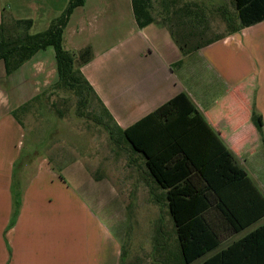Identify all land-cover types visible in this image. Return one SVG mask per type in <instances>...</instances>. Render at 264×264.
<instances>
[{
	"label": "rangeland",
	"instance_id": "rangeland-1",
	"mask_svg": "<svg viewBox=\"0 0 264 264\" xmlns=\"http://www.w3.org/2000/svg\"><path fill=\"white\" fill-rule=\"evenodd\" d=\"M92 1L95 0H86L83 7L75 9L70 20L72 17L75 20L77 13L82 12ZM182 1L196 2L202 8L207 29L205 38L227 37L221 12L226 10L235 17L232 0ZM68 2L0 0L10 16L32 20L30 34L46 30L51 21L65 11ZM102 3L106 11L101 24L104 33L110 34L113 30L111 39L121 42L123 50L132 52L131 62L136 67H124L122 71L113 73L110 82L126 93L130 106L137 110L139 106L135 99L139 98L141 87L144 88L139 83L140 71L154 65V45L163 51V33L168 38L169 34L162 25L147 26L141 29L142 32L137 31L132 24L129 0H102ZM46 51L42 64H37L33 71L36 75L37 95L45 90L42 103L34 102L28 112L19 116L23 139L17 174H20V181L25 182L33 174L29 183L31 185L27 188L46 192L50 195L52 206L66 208L69 264L71 256L80 255L79 240L85 243V247L87 242L93 240L92 248L98 251L100 259L105 258L113 241L119 242V251L123 257V262L119 264H181L164 193L148 176L143 165L144 159L133 153L128 145L111 140L105 129L97 125L94 116L86 115L91 112L99 115L97 105L93 104L92 111L91 108L85 109V117H78L80 111L76 110V97L71 93L51 90L56 79L55 59L51 49ZM240 70L236 76L238 83L244 84L253 78L250 66L243 65ZM43 72L44 75H37ZM234 133L229 131L219 136L210 132L206 125L199 127L194 135L200 138L201 149L195 155L217 152L227 145L232 147L236 144ZM244 134L255 139L246 128ZM251 146L255 148L253 140ZM236 154L239 157L240 154ZM194 160H190L192 167ZM46 166L50 170L41 172ZM244 167L255 182V155L247 159ZM261 176L264 177L259 175L257 183H264ZM263 222L264 218L237 235L223 239L216 250Z\"/></svg>",
	"mask_w": 264,
	"mask_h": 264
},
{
	"label": "crops",
	"instance_id": "crops-1",
	"mask_svg": "<svg viewBox=\"0 0 264 264\" xmlns=\"http://www.w3.org/2000/svg\"><path fill=\"white\" fill-rule=\"evenodd\" d=\"M87 5L77 13L75 20L73 17L69 19L62 46L70 52L87 46L91 48L93 57L80 71L117 126L128 128L183 92L203 115L201 126L206 125L210 132L219 136L235 132L233 139L236 144L232 147L227 145L217 152L191 156L195 159V168L223 149L230 150L243 168L247 159L255 155V182L246 173L264 196V183H257L259 175H264V21L185 57L180 55L170 37L163 33V51L154 45V65L140 71L139 83L145 89L141 87L140 96L135 99L139 108L134 110L126 93L110 82L113 73L122 71L124 67L136 68L131 62L132 52L123 50L121 42L111 39L113 30L110 34L104 33L101 24L106 11L102 0ZM3 11L0 4V18ZM130 13L132 15L131 4ZM132 24L138 29L134 19ZM137 31L142 32L141 29ZM46 52H39L11 75H5L0 61V264H69L66 208L52 206L50 195L46 192L27 188L33 174L27 182L20 181V174H17L23 129L12 112L37 95L33 71L37 64H42ZM192 61L195 63L192 64ZM243 65L250 66V73L253 74V78L244 84L238 83L236 77ZM44 73L36 74L41 76ZM252 111L258 116L261 133L251 123ZM198 128L193 130V134ZM244 128L255 139L245 136ZM252 140L255 148L251 146ZM236 153L240 154L239 157ZM44 170L50 168L46 166L40 171ZM78 245L80 255L71 256V264L120 263L119 242L113 241L102 259L92 248L93 240L86 243L87 247L80 240ZM226 246L214 250L209 256Z\"/></svg>",
	"mask_w": 264,
	"mask_h": 264
},
{
	"label": "trees",
	"instance_id": "trees-1",
	"mask_svg": "<svg viewBox=\"0 0 264 264\" xmlns=\"http://www.w3.org/2000/svg\"><path fill=\"white\" fill-rule=\"evenodd\" d=\"M85 2L69 0L65 11L37 34L29 33L32 20L13 19L3 11L0 61L5 75H11L39 52L53 51L56 79L51 90L73 94L77 99L76 110L80 111L78 117H85L83 111L88 108L92 111L93 104L97 105L99 115L92 112L86 115L94 116L111 140L128 145L144 159L148 176L164 193L181 264H264V222L206 258L223 239L264 218V197L228 149L199 168L192 167L191 156L201 148L193 130L203 124L204 118L185 93H178L126 129L117 126L96 97L80 71L93 57L91 48L70 52L62 46L71 14ZM130 4L136 27L164 26L182 57L222 39L205 38L206 21L196 2L130 0ZM232 4L235 17L226 10L221 12L227 36L264 21V0H232ZM43 93L45 90L12 112L19 124V116L28 112L34 102L42 103ZM251 123L261 133L254 111ZM122 259L121 253L120 263Z\"/></svg>",
	"mask_w": 264,
	"mask_h": 264
}]
</instances>
